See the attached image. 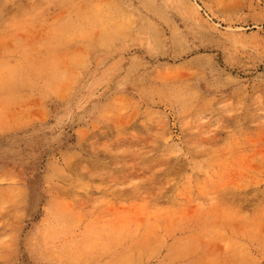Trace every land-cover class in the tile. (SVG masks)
I'll return each instance as SVG.
<instances>
[{"label":"rangeland","instance_id":"1","mask_svg":"<svg viewBox=\"0 0 264 264\" xmlns=\"http://www.w3.org/2000/svg\"><path fill=\"white\" fill-rule=\"evenodd\" d=\"M0 264H264V0H0Z\"/></svg>","mask_w":264,"mask_h":264},{"label":"bare ground","instance_id":"2","mask_svg":"<svg viewBox=\"0 0 264 264\" xmlns=\"http://www.w3.org/2000/svg\"><path fill=\"white\" fill-rule=\"evenodd\" d=\"M68 24V23H67Z\"/></svg>","mask_w":264,"mask_h":264}]
</instances>
